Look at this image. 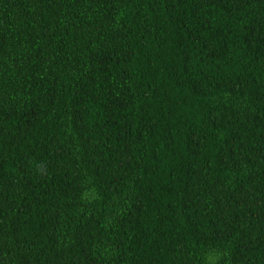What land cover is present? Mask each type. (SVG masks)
Instances as JSON below:
<instances>
[{
  "label": "trees",
  "instance_id": "obj_1",
  "mask_svg": "<svg viewBox=\"0 0 264 264\" xmlns=\"http://www.w3.org/2000/svg\"><path fill=\"white\" fill-rule=\"evenodd\" d=\"M0 264H264V0H0Z\"/></svg>",
  "mask_w": 264,
  "mask_h": 264
}]
</instances>
